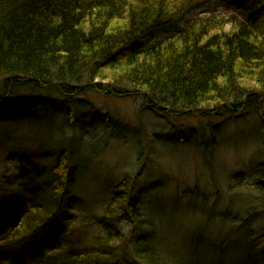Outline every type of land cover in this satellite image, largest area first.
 <instances>
[{
	"label": "trees",
	"instance_id": "obj_1",
	"mask_svg": "<svg viewBox=\"0 0 264 264\" xmlns=\"http://www.w3.org/2000/svg\"><path fill=\"white\" fill-rule=\"evenodd\" d=\"M214 1L0 0V264H134L123 224L149 226L136 200L146 153L95 220L91 243L75 214L51 225L72 204L80 163L53 117L78 96L141 100L143 111L176 120L264 115V0L225 13ZM259 173L264 185V164ZM131 253L166 264L144 236ZM238 260L264 264V232Z\"/></svg>",
	"mask_w": 264,
	"mask_h": 264
},
{
	"label": "rangeland",
	"instance_id": "obj_2",
	"mask_svg": "<svg viewBox=\"0 0 264 264\" xmlns=\"http://www.w3.org/2000/svg\"><path fill=\"white\" fill-rule=\"evenodd\" d=\"M238 2L215 0L214 7L225 13ZM141 103L87 92L53 117L55 136L60 131L71 138L80 163L72 204L51 225L63 226L70 221L65 215L75 214L77 234L91 243L100 231L95 220L146 153L136 200L149 226L124 222L129 260L141 264L131 251L144 236L166 264H217L220 257L223 264H239L248 240L264 232V115L251 109L235 118L176 120L143 111ZM3 154L0 149V174ZM233 232L239 236L225 245Z\"/></svg>",
	"mask_w": 264,
	"mask_h": 264
}]
</instances>
